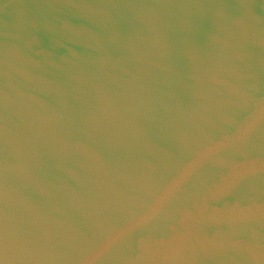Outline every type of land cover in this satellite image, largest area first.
Masks as SVG:
<instances>
[{"label":"water","instance_id":"obj_1","mask_svg":"<svg viewBox=\"0 0 264 264\" xmlns=\"http://www.w3.org/2000/svg\"><path fill=\"white\" fill-rule=\"evenodd\" d=\"M0 264H264V0H0Z\"/></svg>","mask_w":264,"mask_h":264}]
</instances>
